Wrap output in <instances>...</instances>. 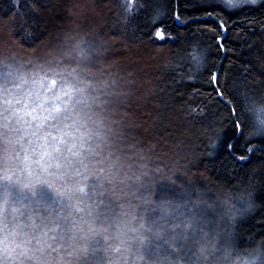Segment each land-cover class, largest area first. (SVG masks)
Here are the masks:
<instances>
[{"label":"trees","instance_id":"trees-1","mask_svg":"<svg viewBox=\"0 0 264 264\" xmlns=\"http://www.w3.org/2000/svg\"><path fill=\"white\" fill-rule=\"evenodd\" d=\"M75 2L0 0V35L14 47L53 50L76 22L69 14ZM90 2L101 17V34L90 39L107 43L79 83L62 73L55 52L16 55L20 71L66 82L40 111L28 85L0 75V175L12 176L0 179V202L8 201L0 264H109L105 242L89 229L110 227L135 196L175 195L174 168L200 185L249 188L253 208L236 226L239 242L264 240V138L245 135L246 100L264 99V0L235 8L225 0ZM159 27L164 39L155 36ZM194 50L202 54L199 64ZM143 61L150 64L146 74ZM6 159L32 163L11 166ZM34 168L43 171L41 182L26 186ZM175 179L186 181L179 173ZM6 234L12 255L3 252Z\"/></svg>","mask_w":264,"mask_h":264},{"label":"clouds","instance_id":"clouds-1","mask_svg":"<svg viewBox=\"0 0 264 264\" xmlns=\"http://www.w3.org/2000/svg\"><path fill=\"white\" fill-rule=\"evenodd\" d=\"M137 0H132L133 5ZM230 8L240 6L241 0L226 2ZM69 14L77 15L69 8ZM107 43L103 38L90 39L87 31L73 28L66 30L59 38L55 49V58L62 62V73H67L79 83L81 74H88L94 55L102 51ZM201 58L202 54L197 52ZM0 75L15 78L21 86L28 85L34 106L43 111L41 105L51 99L60 85L66 82L58 79L52 84L56 75H37L20 71L21 65L15 54L0 55ZM85 89L89 85L85 84ZM81 96L85 95L80 91ZM245 107L248 115L245 135L252 139L264 138V99L250 98ZM212 144L215 136L209 134ZM33 156L39 158L40 153ZM5 165L15 166L32 163L27 159H6ZM35 167H40L36 164ZM157 171H163L162 168ZM179 173L186 181L175 179ZM143 171L141 175H147ZM35 177L29 185L41 182L43 171L39 174L35 168L31 173ZM2 180H11L8 172L0 175ZM46 179V177H45ZM137 182L140 176L136 177ZM169 180L176 185L175 195L166 194L160 199L154 192L135 196V203H126L120 213L110 222V227L103 223L89 229L92 239L101 238L105 251L111 257L109 264H264V240H257L247 246H241L236 226L246 218L253 208V196L249 188L238 186L200 185L194 175L179 168H174ZM143 186V185H142ZM50 187H56L50 184ZM57 191L65 196L75 195L72 189ZM119 199V197H117ZM8 210V201L0 202V217ZM19 209L12 208L17 215ZM111 228V230H110ZM3 252L12 255L14 248H9L8 235L4 236ZM87 250V245L83 246ZM151 253L149 256L148 253Z\"/></svg>","mask_w":264,"mask_h":264},{"label":"bare ground","instance_id":"bare-ground-1","mask_svg":"<svg viewBox=\"0 0 264 264\" xmlns=\"http://www.w3.org/2000/svg\"><path fill=\"white\" fill-rule=\"evenodd\" d=\"M257 1H259V0H257ZM242 2H245V0H241V3ZM176 17L179 20L178 13L176 14ZM86 21L87 20H85V21L84 20H81V21L76 20V22H74L73 25H70L69 26L68 30H71L73 28H78L79 30L87 31L89 34L91 33V35L94 36L95 38H96V33L99 32L101 34V32H100L101 29L99 27V24H95L94 27H93L92 24H90L89 21H87V22ZM65 31H63V32L60 33V37L62 36V34ZM156 31L157 32H163L164 37L168 35L164 31V29L162 27L157 28ZM54 48H56V47H54ZM50 50H52V49H49V50H46V49H38V50L30 51V50H25L24 48H22L21 46H19L17 44L14 47L9 42H6V41L5 42H0V55H5L7 53H12V54H15V55L22 54L24 57H27V58H32L33 56L43 57V56L46 55V53H48L47 51H50ZM95 56L96 57H100V56H102V54H100V52H99ZM90 177H91L92 181L94 182V184H96L95 181H94V180H96V176H94L93 173H90Z\"/></svg>","mask_w":264,"mask_h":264},{"label":"rangeland","instance_id":"rangeland-1","mask_svg":"<svg viewBox=\"0 0 264 264\" xmlns=\"http://www.w3.org/2000/svg\"><path fill=\"white\" fill-rule=\"evenodd\" d=\"M74 9H75V12L77 13V15L73 19L80 20V21L81 20H84V21L87 20V21L90 22V24H94V23L95 24H100L101 23L100 14L97 12L95 7L92 5V2H90V0H76ZM69 20H70V18L67 21H69ZM1 29L2 28L0 27V33L1 32L3 33V31ZM1 36H3V34L0 35V42H5V39L3 37H1ZM145 60L148 61V59H145ZM147 61L146 62L143 61L142 66H141V68L143 70V73H145V74L150 69V64H148L149 61L148 62ZM120 64L123 65L122 62ZM141 76H142V79H143L144 76L143 75H141ZM143 80H144V83H145L146 79L144 78ZM149 85L146 87V90L143 91L144 93L147 90H150V86ZM142 100H144V99H142Z\"/></svg>","mask_w":264,"mask_h":264},{"label":"snow or ice","instance_id":"snow-or-ice-1","mask_svg":"<svg viewBox=\"0 0 264 264\" xmlns=\"http://www.w3.org/2000/svg\"><path fill=\"white\" fill-rule=\"evenodd\" d=\"M225 2H229V3H230V0H225ZM245 2L255 4V3L257 2V0H245ZM155 36L158 37V38H160V39H164V34H163V32H157V33H155ZM193 59H194V61H195L197 64L200 63V57H199V55L195 52V50H194V52H193ZM253 150H255V149H254V148H247V149H246L247 152H251V151H253ZM240 158L243 159V157H240Z\"/></svg>","mask_w":264,"mask_h":264}]
</instances>
